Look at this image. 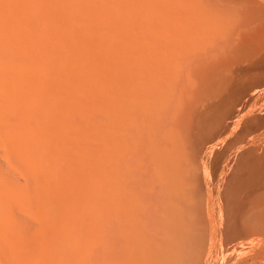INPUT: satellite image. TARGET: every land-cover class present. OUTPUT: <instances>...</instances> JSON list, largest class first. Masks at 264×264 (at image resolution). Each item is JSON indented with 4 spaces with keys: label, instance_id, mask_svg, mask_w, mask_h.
Segmentation results:
<instances>
[{
    "label": "rangeland",
    "instance_id": "1",
    "mask_svg": "<svg viewBox=\"0 0 264 264\" xmlns=\"http://www.w3.org/2000/svg\"><path fill=\"white\" fill-rule=\"evenodd\" d=\"M4 1L6 3L11 0ZM102 1L103 5L100 7L107 9V12L105 10L102 12L106 13L104 16L108 19L107 22L105 18L103 19L104 24L101 27L104 28L106 25L104 30L108 28L110 32L108 30L105 32L108 35L111 33L109 39L106 37L107 34L106 38L102 37L105 32L99 38L96 36V39L95 34L100 36V32L94 33V26L89 21L93 8L99 7L97 0H43V3L38 5L40 10L37 15L34 13L35 16L33 14L34 17H30L34 19L31 20L33 28L22 27L33 34L31 37L27 36L29 33L22 30V37L27 36L25 39L29 37V41L20 40L22 44L13 42L14 54L17 55L18 52L17 57L22 58L21 63L30 64V69L34 68L32 64L37 65L35 62L31 63L32 59L37 62L40 60L38 65L41 67L43 64V67H35L41 70L45 68L41 71L42 74L46 72L47 62L50 61L47 66L53 65L50 68L52 71L48 70L51 71V75L48 73V77L51 78L49 83H52L48 84L46 78L42 79L45 74L43 73L39 77L41 82L43 80L46 83L38 82L40 86L36 84L39 73L35 68L36 70L32 69L31 72L34 70L33 73L37 77L31 73L30 75L34 77L29 78H36V83L33 79L29 85L26 81L32 79L24 78L22 81L25 83L22 86L21 84L16 85L15 88L3 86V90L6 88V91L1 90L2 85H0V92L2 91L3 94H0L2 96L0 99L4 101L0 100V166H3V169L0 167V178H2L1 182H6L3 184L0 182V206L4 207V209L0 207V210L6 215L13 207V212L18 213L17 215L23 212L24 214L21 213L19 216L24 215V218L27 214L44 217L46 214L58 213L57 216L55 215L53 233L52 230L41 229L38 224L33 225L37 229L35 231L32 228L30 239L37 250L39 264L45 262L52 264L46 258L52 259L56 256L57 259V255L63 256L58 260L64 258L65 261L67 256L68 263L65 264H138L136 259L143 253L149 258L148 264H264V51L253 52L246 48H238V50L235 48V44L240 41L239 30H245L250 26V21H257L259 17V20L264 22V18L261 17L264 13L260 11L264 9L262 3L264 0H255L259 3L254 0H164L163 10L161 7L156 8L157 10L153 6L150 7L156 10L155 15L160 16L159 14H162L160 12H163L167 61L164 66L150 64L149 67L142 66L143 62L140 61L156 57V48L138 53L130 51L131 45L126 49V43L130 42L131 38L125 41L126 38L119 32L121 22L117 18V13H114L116 0ZM141 6L136 5L133 8V23L135 29L138 27L143 31L148 25L147 15L150 14L149 6L147 8ZM242 7H244L243 12ZM59 10H61L60 17L56 14ZM143 10L148 11L146 13ZM174 10L178 12L175 13ZM5 11L6 9H4V31L11 27ZM62 11H69L67 22L61 18ZM259 11L263 14L261 15ZM251 14H253L252 18ZM254 14L258 17L255 18ZM33 23L37 27L33 26ZM102 23L100 22V25ZM57 25L68 27L70 29L68 32L71 31L69 35L73 38L70 36L67 39L64 37V40L61 39L62 37L56 38L57 42L61 41L59 44L62 46L58 44L60 47L56 48L53 43L52 45L55 46L51 50L49 48L52 45H50L47 50H51V55L45 47L50 41L49 28H55ZM236 25L239 27L237 28ZM126 26L127 30L131 28ZM114 31H118L119 35ZM232 33L237 34L235 36ZM91 37L93 39H90ZM122 37L124 40H121ZM23 42L24 44L26 42L27 48ZM28 43L31 45L28 46ZM17 46L24 48L25 53L23 49L19 51ZM33 48L35 53H39V50L47 52L43 55L42 52L36 54L41 56L43 61L41 57L36 59L33 55L34 51L30 52ZM12 50L11 53L14 52ZM76 50L79 52L77 53ZM65 51L70 58L76 53L77 58L79 57L76 63L75 55V58L73 56V59L69 60V64L63 63L68 62L69 59L66 60L67 56L63 54ZM55 52L59 54L62 62H59L61 59L57 58ZM27 53H31L32 59L30 55L27 58ZM14 54H11L12 58L18 61L20 58H16V55L14 57ZM178 58L180 59L177 60ZM57 61L61 64V69H57L59 66ZM193 64L195 65L192 66ZM77 65L79 67H76ZM65 68L66 76L63 74ZM60 70H62L61 75L58 72ZM52 73L56 75L54 80ZM46 76L47 74L44 77ZM68 76L69 81L66 80ZM56 77L60 81H57ZM66 81L68 83H65ZM35 84L42 90L39 88V91L36 90ZM67 84L73 86L69 88L75 95H78L75 93L78 87L82 88L86 85V88L93 86L90 90L97 88L94 91L89 90L92 95L86 92L85 96L84 94L75 96L76 98L71 101V90L69 88L67 90ZM31 87L40 93L45 90L44 95L57 93L58 90V93L65 92L64 94L70 97L64 95L65 99H61L62 93L57 94L60 98L53 93L56 95L54 97L51 93L52 96L48 97L47 94L45 99L44 95L39 94V101H34L36 105L40 102V107L45 104L41 105V101L49 102L42 106L43 108L47 106V110L39 108V111L42 109L39 114L34 107L35 104L32 103L33 100H30L37 95V92L33 94L35 90L33 91ZM75 87L77 89H73ZM12 89L17 90V93L26 91L25 93L29 95L23 93L22 96L17 95ZM19 89L24 90L19 91ZM112 90L118 92L119 96L111 97L109 92ZM141 91H145L146 94L139 95ZM8 92L10 94L14 92L19 99L13 93L11 97ZM127 92L134 93L133 99L124 95ZM4 94H7L8 98ZM20 96L21 98L26 96L25 99L30 96V104L24 98L19 101ZM53 97L62 100L60 102L56 99L55 104L57 106L59 103V108L58 106L54 108ZM33 110L39 115L35 117L39 118L37 122ZM44 111L45 113L41 115ZM45 114L47 119L53 114L57 121L53 115L51 119L52 121L54 119L55 124L66 121L61 124L67 123L65 125H69L68 128L74 131H69L66 136L64 134L57 137L59 135L54 134L57 138L53 137L50 129L56 125L47 128L52 122H48L51 121V116L48 121L43 118ZM32 115L35 122L31 118ZM29 118L34 125L28 124ZM42 119H45L48 125L44 120L41 122ZM60 122L57 126L61 125ZM39 123H43L40 124L43 127L39 126ZM128 127L130 130L127 132ZM50 135H53V138ZM34 138L39 141L36 142ZM106 138L117 143L108 145ZM60 142L66 144L67 148L64 145L59 146ZM113 147L116 150L112 149ZM34 152L36 156L33 155ZM117 155L123 157V161L117 159ZM34 156L36 159H33ZM124 156L130 157L129 161L127 157L125 160ZM48 173L51 175L48 176ZM112 180L121 183L118 185L120 186L119 190L117 188L118 191L114 189L115 187H110ZM113 190L115 193L112 192ZM37 198H43L39 200V206ZM80 198L81 203L78 202L81 201ZM21 199L25 202L24 207L20 202ZM17 202L20 203L19 206ZM11 203H13L12 207H10ZM110 205L122 208L120 220L118 217L113 218H116V221L110 220L112 217L108 218V215L103 213L107 212L105 209ZM17 207H21V212ZM16 208L19 212H16ZM11 214L4 217V220H10ZM26 219L21 223L30 225L32 221ZM50 233L52 236L57 234L55 241L59 240V242L54 244L57 248L53 245L55 241L51 245ZM10 263V255L4 253L0 264Z\"/></svg>",
    "mask_w": 264,
    "mask_h": 264
},
{
    "label": "bare ground",
    "instance_id": "2",
    "mask_svg": "<svg viewBox=\"0 0 264 264\" xmlns=\"http://www.w3.org/2000/svg\"><path fill=\"white\" fill-rule=\"evenodd\" d=\"M10 1V0H9ZM65 1V0H64ZM92 1V0H91ZM102 1V0H101ZM100 1V2H101ZM107 1V0H106ZM242 1V0H241ZM246 1V0H245ZM250 1V0H249ZM248 1V2H249ZM11 2V3H10ZM10 2H6L5 3V1L4 0H0V52H1V54H0V85H2V88H1V90H3V88L5 87V86H7V87H9V86H11V88H12V86H14V88H15V86L16 85H20L21 84V86H22V84L24 85V83H23V79L25 78H29L30 76H33L34 75V73L33 72H35L34 70H33V72H31V70L32 69H35L37 66H38V68H41V67H43V64H41V67H39L40 65H38V62L40 61V60H38V62L37 61H35V60H33L32 58H31V53H27V58L29 57L28 55H30V58L32 59V61H31V63L33 62H35V63H37V65L35 64V65H33L32 64V67L34 66V68H32V69H30V64H28V65H26V62L23 64V63H21L22 61V58H20V57H17L18 55H19V53L18 52H16L17 53V55L16 54H14L15 53V50L12 48L13 47V42L15 41V42H17L18 44L20 43V44H22L21 42L22 41H20V40H26V42H28L29 41V37L27 38V39H25V37H27V36H29L30 35V37L33 35H31L28 31H26L27 30V28H23L22 29V27H28V28H33L32 26H31V20L33 21L34 19H31L30 17H34L35 16V14L34 13H36V15H37V13L39 12V10H40V7L38 8V5L39 4H41V3H43V0H11ZM76 2V1H75ZM100 2L97 0V3L99 4V7H97V8H93V10H92V16H91V18H90V22L92 23L91 25H93L94 26V30L93 29H91V30H93V32L94 33H98V31L100 32V36H98L97 34H95V37L97 36L98 38L99 37H101V35L105 32V31H107L108 30V28H107V30H104V28H106L105 26H104V28L103 27H101V26H103V24L104 23H102L103 22V19L105 18V17H107V16H104L106 13H104V11L102 12V10H107L106 8L104 9H101V7H102V3H103V1L101 2V4H100ZM163 2H164V0H116V7H115V9L117 10V12H116V10H114L115 12L114 13H117V15H118V17L117 18H119V21L121 22V24H120V26H119V32H120V34H121V36H123L124 38H126V40L125 41H129V40H127V38L128 39H130L131 41L130 42H127L126 43V49L128 48V46L130 47V45H131V47L129 48L130 49V51L132 52V53H138V52H148V51H151L152 49H154V48H156V50H157V55H156V57H152V58H150V59H147V60H142V61H140V62H143L142 64V66H145V67H149L150 66V64L152 65V64H154V65H156V64H158V66L159 65H161V66H164L165 64H166V56H165V48H166V45H165V42H166V40H165V31H164V26H163V24H164V16L162 15L163 14V12L161 11L160 13H162V14H159L160 16H158V15H155L156 14V8H160L161 7V10H163L162 9V4H163ZM248 2H246V3H248ZM254 2H257V3H259L258 1H255L254 0ZM253 2V3H254ZM261 2V1H260ZM69 3H71V2H69ZM74 3V2H73ZM73 3H71V4H73ZM232 3V2H231ZM243 3H244V1H243ZM250 3V2H249ZM252 3V4H253ZM262 3H264V1L262 2ZM235 4V3H234ZM66 5V4H65ZM64 5V6H65ZM76 5H77V3H76ZM100 5H101V7H100ZM136 5H142L141 7L142 8H144L145 6V8H147V6H149V11L148 10H143L144 12H146L147 13V11L149 12V14L151 15H147V18H149L148 19V25H147V27H145L144 28V30L142 31L141 29L142 28H138L137 27V29H135V27H134V20H133V8L136 6ZM157 5H159V7H156ZM236 5V4H235ZM241 6L242 5H244V4H240ZM256 5V4H255ZM264 5V4H263ZM262 5V6H263ZM43 6H44V4H43ZM61 7H63L62 5H60ZM59 6V7H60ZM67 6H69V5H67ZM73 6V5H72ZM75 6V5H74ZM78 6V5H77ZM79 6H81L80 4H79ZM152 6L153 7H155V9H154V11H153V9H151L152 8ZM245 6V5H244ZM259 8L261 9L262 7H261V5L259 4ZM58 7V8H59ZM151 7V8H150ZM247 7V6H246ZM251 8V6H248V8ZM257 7H258V4H257ZM67 8H69V7H67ZM71 8V7H70ZM73 8V7H72ZM71 8V9H72ZM237 8V7H236ZM239 8V7H238ZM243 8L244 7H242V12H243ZM252 8H253V6H252ZM256 8V7H255ZM255 8H254V10H255ZM4 9H6V11H5V13L7 14V15H5L6 16V18L8 19V21H10L11 22V27H10V29H8V30H6V31H4ZM62 9V8H61ZM64 9V8H63ZM62 9V10H63ZM75 9V8H74ZM76 9H77V7H76ZM228 9H230V8H228ZM246 9V8H245ZM244 9V10H245ZM259 9V10H260ZM67 10V9H66ZM248 10H250V9H248ZM256 10H258V8L256 9ZM264 10V9H263ZM263 10H260V11H262L263 13H264V11ZM77 11V10H76ZM91 11V10H90ZM150 11H152L153 13H150ZM175 11V10H174ZM173 11V12H174ZM240 11V12H241ZM259 11V12H260ZM42 12V11H41ZM57 12V11H56ZM59 12H61V10H59L58 11V13H56L57 14V16L58 17H60V15H59ZM63 12V14H62V16H61V18L62 19H65V21L66 20H69V18H67V13L69 14V11H62ZM72 12V11H71ZM107 12V11H106ZM159 12V11H158ZM178 11L176 10L175 11V13H177ZM234 12V11H233ZM250 12V11H249ZM255 12V11H254ZM253 12V13H254ZM103 13V14H102ZM245 13V12H244ZM252 13V12H251ZM261 13V12H260ZM259 13V14H260ZM263 13H261V15L263 14ZM33 14H34V16H33ZM246 14H247V12H246ZM256 14V13H255ZM254 14V15H255ZM32 15V16H31ZM88 16H89V14H87ZM100 15V16H99ZM103 15V16H102ZM163 17H162V16ZM184 16H185V14H183ZM241 15V14H240ZM252 15L253 14H251V18H252ZM148 16H150V17H148ZM172 16V15H171ZM243 16V15H242ZM248 16H250L249 14H248ZM42 17V16H41ZM101 17H102V19H101ZM182 17V16H181ZM256 17H258V15L256 16L255 15V18ZM262 18H264V16H261ZM30 18V19H29ZM87 18V17H86ZM247 18V17H246ZM251 18H249V19H251ZM41 19V18H40ZM39 19V20H40ZM85 19V18H84ZM107 19L108 18H105L104 20H106V22H107ZM248 19V20H249ZM258 19V18H257ZM259 19H260V17H259ZM258 19V20H259ZM88 20H86V21H88ZM100 20H102V21H100ZM133 20V21H132ZM243 20V19H242ZM255 21V20H253V22H249V25L250 26H248L245 30H243V31H238V34L240 35V36H238L239 37V40L240 41H238L237 42V44H235L236 45V49L238 50V48H243V49H245L246 48V50H250V51H264V22H262V21ZM86 21L84 22V23H86ZM244 21V20H243ZM264 21V20H263ZM42 22V21H41ZM67 22V21H66ZM83 22V21H82ZM100 22L102 23V25H100ZM105 22V23H106ZM167 22V21H166ZM171 22V21H170ZM239 22H241V20L239 21ZM248 22V21H247ZM35 23V22H34ZM34 23H33V26H35L34 25ZM129 25V27H131V28H129V27H127L126 25ZM132 24H133V29H132ZM233 24V23H232ZM244 24H246V23H244ZM244 24H242L243 26H244ZM39 25V24H38ZM61 25V24H60ZM81 25V24H80ZM131 25V26H130ZM248 25V24H247ZM49 26V25H48ZM92 26V27H93ZM125 26L127 27V28H129L128 30L127 29H125ZM232 26V25H231ZM238 25H236V27H237ZM242 26V27H243ZM35 27H37V26H35ZM45 27V26H44ZM239 27V26H238ZM237 27V28H238ZM24 29H26V30H24ZM30 29V30H31ZM35 29V28H34ZM33 29V30H34ZM49 29H51L50 30V34H51V36H48V38H49V44H47L46 45V47H45V49L47 50V48L50 46V45H52L53 43L56 45H52V46H50V48L49 49H51L53 46H55L56 48L57 47H60L59 45H61V44H59V42L61 43V41H59V39L61 38L62 40H64V37H66L65 39H67V38H69L68 36H70L69 34H70V32H68L70 29L68 28V27H63V25L62 26H56L55 28L54 27H50ZM112 29V28H111ZM139 29V30H138ZM233 29H235V28H233ZM244 29V28H243ZM22 30H24L23 32H25L26 31V33L28 34L27 36H25L24 38L22 37ZM40 30V29H39ZM48 30V29H47ZM79 30V29H78ZM44 31V30H43ZM109 31V30H108ZM107 31V32H108ZM118 31H114L115 33L117 32V34L119 35V32ZM233 31V30H232ZM236 31V32H237ZM89 32H90V30H89ZM88 32V33H89ZM92 32V33H93ZM102 32V33H101ZM107 32H105L104 33V36H102L103 38L105 37V35L107 34ZM110 32V31H109ZM112 32V31H111ZM235 32V31H234ZM36 33V32H35ZM47 34H49L48 32H46ZM54 33H55V36H54ZM73 34V33H72ZM71 34V35H72ZM91 34V33H90ZM89 34V35H90ZM111 34V33H110ZM109 34V35H110ZM113 34V33H112ZM116 34V35H117ZM233 35H235V34H237V33H232ZM23 35H25L24 33H23ZM75 35V34H74ZM89 35H88V37H89ZM109 35L107 34V39H109V38H111V37H109ZM117 35V38L119 39V36ZM40 36V35H39ZM86 36H87V34H86ZM229 36H231V35H229ZM236 36V35H235ZM70 37H72V36H70ZM97 37H96V39H97ZM105 37V38H106ZM109 37V38H108ZM112 37H115V36H112ZM122 37V39L121 40H124V38ZM234 37V36H233ZM237 37V38H238ZM20 38H22V39H20ZM41 38V37H40ZM56 38H59L58 39V41L59 42H57L56 41ZM73 38V37H72ZM87 38V37H86ZM232 38V37H231ZM236 38V37H235ZM55 39V40H54ZM90 39H93V37H91ZM117 39V40H118ZM23 40V41H24ZM31 40V39H30ZM71 40H73V39H71ZM94 40H95V38H94ZM112 40V39H111ZM110 40V41H111ZM52 41V42H51ZM55 41V42H54ZM70 41V40H69ZM229 41V40H228ZM232 41V40H231ZM26 42H25V44H24V42H23V44L26 46L27 44H26ZM37 42V41H36ZM57 42V43H56ZM116 42V41H115ZM118 42V41H117ZM233 42L235 43V41L233 40ZM232 42V43H233ZM16 43V45H18ZM31 43H33V42H31ZM47 43V42H46ZM46 43H44V44H46ZM119 43H120V39H119ZM124 44H125V42H123ZM131 43V44H130ZM29 44V43H28ZM34 44V43H33ZM38 44V43H37ZM37 44H35V45H37ZM59 44V45H58ZM129 44V45H128ZM15 45V44H14ZM31 44H29L28 46H30ZM121 45H122V42H121ZM20 46V45H19ZM19 46H17L18 47V49H19V51L20 50H24V48H22L21 49V47L19 48ZM34 46V45H33ZM32 46V47H33ZM62 46V45H61ZM123 46H125V45H123ZM169 46V45H168ZM24 47V46H23ZM171 47V46H170ZM234 47V46H233ZM232 47V48H233ZM26 48H27V46H26ZM13 49V50H12ZM16 49V48H15ZM35 49H37L36 47H35ZM39 49L41 50V47H39ZM38 49V50H39ZM11 50L12 51H14V52H12L11 53ZM39 50V53L40 52H42V51H40ZM42 50H44V48L42 49ZM52 50V49H51ZM51 50H47L48 52L50 51V54L52 53L51 52ZM95 50V49H94ZM97 50V49H96ZM95 50V51H96ZM240 50V49H239ZM32 51H34V48H33V50H31L30 52H32ZM37 51V50H36ZM54 51V50H53ZM56 51H57V49H56ZM22 53H23V51H21ZM29 52V51H28ZM44 52H45V50H44ZM44 52H42V55H43V53ZM59 52V51H58ZM76 52L78 53L79 51H77L76 50ZM128 52V51H127ZM24 53H25V50H24ZM33 53V52H32ZM34 53H35V51H34ZM33 53V55H35V57H36V59L37 58H39V57H41V56H38V55H36V54H39L38 52L37 53H35L34 54ZM47 52H45V54H46ZM57 52H55V54H56ZM60 53V55H61V52H59ZM72 54H73V51L71 52ZM91 53V52H90ZM98 53V52H97ZM256 53V52H255ZM11 54H14L13 56L15 57V55H16V58H20L18 61L17 60H15V59H13L12 58V55ZM50 54H49V56H50ZM63 54H65V56H67L66 55V51L65 52H63ZM185 54V53H184ZM25 55V54H24ZM32 55V57H34ZM52 55V54H51ZM56 55H58V57L57 58H59V59H61L60 57H59V54L57 53ZM71 55V54H70ZM74 55L76 56V53H74ZM74 55H72L71 56V58L74 56ZM91 55V54H90ZM20 56H21V54H20ZM48 56V55H47ZM62 56V55H61ZM75 56H74V58H75ZM194 56V55H193ZM55 56H54V58H56ZM44 58V57H43ZM47 58V57H46ZM67 58H69L68 59V62H63V63H70L69 62V60L71 59L70 58V56L68 57H66V60H67ZM79 58V57H78ZM77 56H76V59H75V63H76V61H77ZM184 58V57H183ZM194 58V57H193ZM24 59H26V56L24 57ZM35 59V58H34ZM41 59H42V57H41ZM73 59V58H72ZM71 59V60H72ZM180 58H178L177 60H179ZM188 59V58H187ZM44 59H42V61H43ZM47 60V59H46ZM50 60V59H49ZM52 60H54V59H52ZM51 60V61H52ZM58 60V59H57ZM94 60H95V58H94ZM191 60V59H190ZM24 61V60H23ZM30 61L28 62V63H30ZM48 61V60H47ZM64 61V60H63ZM182 61V60H181ZM185 61H187V60H185ZM192 61V60H191ZM191 61H189V62H191ZM49 62L50 61H48L47 63L49 64ZM54 61H52V63H53ZM58 62V61H57ZM59 62H62V59H61V61L59 60ZM59 62H58V64H59ZM72 62V61H71ZM79 62V61H78ZM77 62V63H78ZM83 61H81V63H82ZM172 62V61H171ZM189 62H186V64L187 63H189ZM198 62H199V60H198ZM41 63V62H40ZM46 63V62H45ZM51 63V64H52ZM55 63V62H54ZM62 63V64H63ZM73 63V62H72ZM100 63H103V62H100ZM99 63V64H100ZM178 63H179V61H178ZM181 64H185V63H182V62H180ZM197 63V62H196ZM195 63V64H196ZM47 64V65H48ZM67 64V65H68ZM74 64V63H73ZM95 64V63H94ZM169 64V63H168ZM174 64V63H173ZM195 64H193L192 66H194ZM198 64V63H197ZM45 65V64H44ZM46 65V67H48V68H46L47 70H46V72L51 68V67H53V65L52 66H47ZM61 64H59V66L57 67V69H61V66H60ZM98 65V64H97ZM36 66V67H35ZM69 66V65H68ZM72 65H70L69 67H71ZM80 66H82V65H80ZM96 66V65H95ZM99 66V65H98ZM180 66V65H179ZM62 67H63V65H62ZM66 67V66H65ZM75 68V66H72L71 68ZM76 67H79V65H77ZM173 67V66H172ZM73 68V69H74ZM81 68V67H80ZM37 69V68H36ZM35 69V70H36ZM45 68H42V70H44ZM53 69V68H52ZM64 69V68H63ZM41 69H37V73H39V74H37L38 75V77L36 76V75H34V76H36L37 78H39V79H36V82H35V79L34 78H29V79H32V80H28V81H26V80H24V81H26L27 83H29V85H30V82L31 81H33V79H34V82L36 83V84H38L39 85V83L38 82H40V83H42V84H44V83H48V84H51V83H49L51 80V78H50V76L48 77V73H50L49 71L46 73L45 71L43 72V73H45L44 74V76L47 74V76L46 77H44L43 76V80H45L44 78H46V82H44L43 80H42V82H41V80H40V75H42V74H40L41 73V71H42ZM78 70V69H77ZM80 70V69H79ZM88 70V69H87ZM113 70H114V68H113ZM38 71H40V72H38ZM61 71V72H60ZM60 71H58L59 73H60V75H61V73H62V70H60ZM68 71V70H67ZM71 71V70H70ZM66 72V68H65V71L63 70V74ZM73 72V71H72ZM79 72V71H78ZM85 72V71H84ZM88 72H89V70H88ZM93 72V71H92ZM31 73H33V75H30ZM76 73V72H75ZM93 73H95V72H93ZM54 74L55 73H52V76H54ZM57 74V76H58V73H56ZM67 74H68V72H67ZM50 75H51V73H50ZM65 76H66V74H64ZM76 75H77V73H76ZM33 76V77H34ZM40 76V77H39ZM56 76V75H55ZM55 76H54V78H52L53 80L55 79ZM64 76V77H65ZM73 76V75H72ZM71 76V77H72ZM63 77V76H62ZM47 78H49V80H47ZM57 78V81L59 80L60 81V79H58V77H56ZM59 78H61V77H59ZM73 78V77H72ZM62 79V78H61ZM64 79V78H63ZM69 79V76H68V78H66V80H68ZM37 80H39V81H37ZM52 80V81H53ZM62 81H64V80H62ZM69 81V80H68ZM21 82V83H20ZM54 82V81H53ZM76 82V81H75ZM26 83V84H27ZM55 83V82H54ZM65 83H68L67 81L65 82ZM73 83V82H72ZM78 83V82H77ZM84 83V82H83ZM36 84L34 85V86H36ZM58 83H56V85H57ZM69 84H71V83H69ZM79 84V83H78ZM87 84V83H86ZM38 85L36 86V90H38L39 91V89H41L42 90V88H39L38 87ZM55 85V84H54ZM53 85V86H54ZM64 85V84H63ZM63 85H61V86H63ZM90 84H88V86H89ZM91 85H92V83H91ZM4 86V87H3ZM21 86H20V88H21ZM33 86V85H32ZM40 86V85H39ZM42 86V85H41ZM58 86V85H57ZM67 86H68V84H67ZM77 86V85H76ZM97 86V85H96ZM1 87V86H0ZM25 87H27L26 85H25ZM72 88L73 86L71 85V86H68L67 87V90H68V88ZM91 87V86H90ZM90 87H87L86 88V85L85 86H83L82 88L81 87H78V89L75 87V88H73V89H77L76 91L75 90H73V92L75 91V93H77L78 95H82V94H84V96H85V93L86 92H89V90L90 89H93L92 87L90 88ZM95 87V86H94ZM32 88V87H31ZM34 88V87H33ZM32 88V89H33ZM39 88V89H38ZM54 88H55V86H54ZM65 88V87H64ZM69 88V89H70ZM97 87H95V89H96ZM8 89V88H7ZM35 89H33V91L35 90ZM94 89V90H95ZM13 90V89H12ZM11 90V91H12ZM22 90H24V89H19V91H22ZM27 90V89H26ZM28 90H30V88H28ZM34 91V93L33 94H36V92H37V95H35V97H37V99L34 97V96H32V97H34V98H32V99H30V96L29 97H27V99H25L24 97H26V96H24V97H22L21 98V96L24 94H28L29 95V93H23V92H21V93H23V94H21L20 92H18L17 93V90L15 91V90H13V91H15V94H17V95H19V94H21V96H20V100L19 101H21L23 98H24V100H28V102H29V104H30V100H33V105L35 104L34 103V101L36 102V101H39L38 99L40 98H38V96H39V94L41 95H44V91L45 90H43V92H38V91ZM40 90V91H41ZM71 90V95H72V99H71V101L74 99V98H76V97H78V95H75V94H72V89H70ZM94 90H90V91H94ZM149 90V89H148ZM3 91H6V88L3 90ZM8 91V90H7ZM64 91H66V89L64 90ZM150 91V90H149ZM28 92V91H27ZM9 93V92H8ZM12 93H13V95L14 96H16L18 99H19V97L17 96V95H15L14 94V92H11V94H10V96L12 95ZM46 93V92H45ZM52 93V92H51ZM51 93H46L45 95H44V98L46 97V95L47 94H51ZM54 93V92H53ZM52 93V95L54 96V97H56V95L58 94V95H60L59 93H62V92H60L59 91V93H58V90H57V93H54V94H56V95H54ZM65 92H63L62 94H63V96L65 95V96H67V98H69L70 96L69 95H66V94H64ZM67 93V92H66ZM79 93H81V94H79ZM149 93H151V92H149ZM0 94H2V91L0 92ZM8 94V95H9ZM31 94V93H30ZM62 94L60 95L61 96V99L63 98V99H65V96L63 97L62 96ZM67 94H69V93H67ZM88 94V93H87ZM86 94V95H87ZM89 94H93L92 92H89ZM94 94H96V93H94ZM97 94H98V92H97ZM139 95H145L146 94V92L145 91H141L140 93H138ZM3 95V94H2ZM12 95V96H13ZM41 95V96H42ZM48 95V97H51L52 95H50L49 96ZM57 95V97H59ZM73 95H74V97H73ZM109 95L111 96V97H115V96H119V94H118V92H116L115 90H112V91H110L109 92ZM126 97H129L130 99H133V97H134V93H132V92H127V93H125L124 94ZM1 96V95H0ZM4 96H6V98H8V96H7V94H4ZM11 96V97H12ZM76 96V97H75ZM96 96V95H95ZM2 97V96H1ZM10 97V98H11ZM53 97V100L55 99ZM87 97V96H86ZM42 98V97H41ZM47 98V97H46ZM45 98V99H46ZM60 98V97H59ZM59 98H56V99H59ZM149 98V97H148ZM15 99V98H14ZM30 99V100H29ZM34 99H36V100H34ZM50 99V98H49ZM56 99H55V101L54 102H52V103H56ZM61 99H59L60 100V102L62 101ZM1 100V99H0ZM17 100V99H16ZM15 100V101H16ZM42 100V99H41ZM40 100V101H41ZM52 100V101H53ZM2 101V100H1ZM18 100H17V102H19ZM44 101H46V100H44ZM47 101H50V100H48L47 99ZM75 101V100H74ZM105 101V100H104ZM2 102H4V101H2ZM51 102V101H50ZM58 102V101H57ZM70 102V101H69ZM69 102H67V103H69ZM42 103H45V104H43V105H46V104H48V103H46V102H42L41 101V105H42ZM62 103H64V101L62 102ZM126 103V102H125ZM3 104V103H2ZM28 104V105H29ZM37 104H39L40 105V102H37ZM59 103H57V106H58V108H59V106L60 105H58ZM1 105V104H0ZM26 105V104H25ZM33 105L31 104V106L33 107ZM39 105H36L35 104V108L37 109V111H39V108H42V109H46L47 110V106H45L44 108L42 107V106H40L39 107ZM61 105H63V104H61ZM69 105V104H68ZM83 105V104H82ZM130 105V104H129ZM37 106H38V108H37ZM56 106V104L54 105V108L55 107H57ZM126 106V105H125ZM30 107V106H29ZM28 107V108H29ZM34 107L32 108V109H34ZM127 107H129V106H127ZM2 108V107H1ZM9 108V107H8ZM8 108H6V109H8ZM21 108V107H20ZM81 108V107H80ZM141 108V107H140ZM35 109V110H36ZM41 109V110H42ZM44 109V110H45ZM130 109H131V107H130ZM3 110H4V108H3ZM22 110V109H21ZM29 110H31V108L29 109ZM40 110V111H41ZM48 110H49V108H48ZM59 110V109H58ZM61 110V109H60ZM80 110V109H79ZM7 111V110H6ZM6 111H3V112H6ZM40 111H39V114H40ZM51 111V110H50ZM62 111V110H61ZM80 111H82V110H80ZM129 111V110H128ZM139 111V110H138ZM1 112V111H0ZM19 112V111H18ZM33 115H34V118L36 117H39V115H37L36 114V112L33 110ZM48 112V111H47ZM47 112H46V114H47ZM32 113V112H31ZM38 113V112H37ZM45 113V111L42 113L41 112V115H43ZM63 114H64V112H62ZM85 113V112H84ZM125 113V112H124ZM128 113H130V111L128 112ZM2 114V113H1ZM10 114V113H9ZM46 114L44 115V117L43 118H45L46 117ZM98 114V113H97ZM6 115V114H5ZM12 115V114H11ZM17 115V114H16ZM26 115H28V114H26ZM33 115H32V117L31 116H29V117H31L32 118V120L34 121V118H33ZM51 115H53V114H51ZM50 115V116H51ZM101 115H103V117H104V114L102 113ZM106 115V114H105ZM49 116V117H50ZM25 118H27L26 116H24ZM42 117V116H41ZM40 117V118H41ZM49 117H48V119L47 118H45L47 121L48 120H50L51 118H52V116L50 117V119H49ZM53 117H54V119H55V116L53 115ZM93 117V116H92ZM102 117V118H103ZM2 118H3V116H2ZM31 118H29V120H28V124H30V125H34V124H31V122H32V120H30ZM35 118V120H36V122L38 121V119H36ZM105 118V117H104ZM45 119H42L41 120V122L44 120L45 121ZM54 119H53V121H54ZM23 120V119H22ZM56 120V119H55ZM78 120V119H77ZM105 120H106V118H105ZM122 120H124L123 118H122ZM29 121H30V123H29ZM53 121H52V119H51V121H48L49 123H51L52 122V125L51 124H49V126H47L48 124H47V122L45 121V124H47V125H45V126H47V128H52L54 125H56V126H54V128H52V129H50L51 130V132H52V134L54 135H59V136H57V137H60L61 135H64V136H66V134L67 133H69V131H71V130H73L71 127V129H69L68 128V126L69 125H65V124H67V123H63V124H61L62 122H66V121H62V122H60V124L61 125H59V126H57L58 124H59V122L57 123L56 121V123L57 124H55V123H53ZM101 121H103V120H101ZM132 121V120H131ZM130 121V122H131ZM35 122V121H34ZM33 122V123H34ZM106 122V121H105ZM108 122V121H107ZM26 123H27V121H26ZM25 123V124H26ZM44 123V122H43ZM43 123H39L38 125L39 126H42V125H40V124H43ZM54 124V125H53ZM69 124V123H68ZM109 124V123H108ZM128 124V123H127ZM37 125V126H38ZM102 125V124H101ZM29 126V125H28ZM52 126V127H51ZM73 126V125H72ZM110 126V125H109ZM1 127V126H0ZM36 127V126H35ZM43 127V126H42ZM30 128H32V127H30ZM34 128V127H33ZM32 128V129H33ZM37 128V127H36ZM128 130H130V128L128 127L127 128V132H128ZM132 130V129H131ZM74 131V130H73ZM72 131V132H73ZM133 131V130H132ZM132 131H129V132H131L132 133ZM134 132V131H133ZM4 133V132H3ZM127 133H125V135H126ZM52 135V136H53ZM53 136V137H55V138H57L56 136ZM68 135V134H67ZM71 135V134H70ZM125 135H124V137H125ZM51 136V135H50ZM51 136V137H52ZM132 136V135H131ZM130 136V137H131ZM52 137V138H53ZM104 137V136H103ZM107 137V136H106ZM128 137V136H127ZM64 138V137H63ZM129 138V137H128ZM127 138V139H128ZM36 138H34V140H35ZM38 139V138H37ZM31 140V139H30ZM36 142H38L39 141V139H38V141L37 140H35ZM106 141H107V144L108 145H111L112 143H117L116 141H114V140H111V139H109V138H106ZM133 141V140H132ZM33 142V141H32ZM59 142V141H58ZM66 142V141H65ZM70 142V141H69ZM120 142V141H119ZM28 143V142H27ZM30 143V142H29ZM61 144H59V146H62V145H64L66 148H67V146H66V144H68V145H70L69 143H67L66 142V144H62V142H60ZM122 143V142H121ZM22 144V143H21ZM37 144H39V143H37ZM32 145V144H31ZM53 145V144H52ZM112 145H114V144H112ZM26 146V145H25ZM37 146V145H36ZM42 145H41V143H40V147H41ZM58 146V148H60ZM63 146V147H64ZM27 147V146H26ZM29 147H31L30 145H29ZM28 147V148H29ZM37 147H39V145L37 146ZM45 147V146H44ZM32 148H33V146H32ZM31 148V149H32ZM36 148V147H35ZM50 148V147H49ZM58 148H57V150H58ZM65 148V149H66ZM39 149V148H38ZM45 149V148H44ZM50 149H53V148H50ZM112 149H115L114 147L112 148ZM60 150H61V148H60ZM116 150V149H115ZM64 151V149L62 150V152ZM27 152V151H26ZM31 153V152H30ZM33 153V152H32ZM41 153V152H40ZM53 153V152H52ZM58 153V155H59V151L57 152ZM129 153V152H128ZM127 153V154H128ZM36 154H37V152H36ZM66 154V153H65ZM132 154V153H131ZM33 155H35V152H34V154ZM45 156H46V154H44ZM124 155H126V154H124ZM36 156V155H35ZM35 156H34V158L33 159H36L35 158ZM54 156V154H52V157ZM42 157H44V156H42ZM41 157V158H42ZM125 157H127L128 158V156H124V158ZM40 158V157H39ZM54 158V157H53ZM115 158V157H114ZM116 158L118 159L119 158V160H122V158H121V156L120 155H117L116 156ZM55 159H57V157L55 158ZM129 159H130V157L128 158V161H129ZM1 160H2V158H1ZM38 160V159H37ZM118 160V161H119ZM125 160H126V158H125ZM125 160H124V162H125ZM40 161V160H39ZM63 161V160H62ZM123 161V160H122ZM122 161H120V162H122ZM127 161V162H128ZM131 161V160H130ZM38 162V161H37ZM49 162V161H48ZM47 162V163H48ZM52 163V162H51ZM51 163H50V165H51ZM64 163V162H63ZM62 163V164H63ZM113 163H115V161L113 162ZM126 163V162H125ZM54 164V163H53ZM130 164H132V163H130ZM113 165V164H112ZM111 165V166H112ZM53 166V165H52ZM55 166H57V165H55ZM2 169H3V166H0ZM45 167V166H44ZM43 167V168H44ZM48 167V166H47ZM51 167V166H50ZM108 167V166H107ZM25 168V167H24ZM49 168V167H48ZM47 169V168H46ZM61 169V168H60ZM10 170V169H9ZM54 170H56V169H54ZM1 171V170H0ZM131 171H132V169H131ZM53 172V171H52ZM3 173H4V171H3ZM41 173V172H40ZM57 174V173H56ZM42 176H43V174H41ZM48 176H50L51 175V173H50V175H49V173L47 174ZM68 175V174H67ZM1 176H3L2 174H1ZM41 176V177H42ZM56 176V175H55ZM21 177V176H20ZM40 177V178H41ZM45 177V176H44ZM57 177V176H56ZM119 177V176H118ZM128 177V176H127ZM45 178H48V177H45ZM44 178V179H45ZM62 178V177H61ZM120 178V177H119ZM43 179V180H44ZM53 179V178H52ZM1 180H2V178H0V182H1ZM11 180V179H10ZM7 181V180H6ZM39 181V180H38ZM49 181V180H48ZM82 181V180H81ZM45 182V181H44ZM69 182V181H68ZM2 184L3 183H6L5 181H2L1 182ZM0 183V184H1ZM7 183H9V182H7ZM26 183V182H25ZM50 183V182H49ZM85 183V182H84ZM10 184H11V182H10ZM13 184H15V183H13ZM23 184H24V182H23ZM42 184V183H41ZM119 184L121 185V183L119 182ZM118 184V181L116 182V180H112V184H111V186L110 187H115L114 189L115 190H117V188H118V190H119V187L120 186H118L119 185ZM21 185V184H20ZM31 184H29V186H30ZM34 185V184H33ZM32 185V186H33ZM37 185V184H36ZM44 185V184H43ZM129 185V184H128ZM1 186V185H0ZM5 186V185H4ZM15 186V185H14ZM17 186V185H16ZM22 186V185H21ZM24 186H25V184H24ZM31 186V187H32ZM49 186V185H48ZM40 187V186H39ZM129 187V186H128ZM131 187V186H130ZM1 188V187H0ZM14 188V187H13ZM2 189H3V187H2ZM22 189V188H21ZM104 189V188H103ZM18 190V189H17ZM117 190V191H118ZM28 191V190H27ZM32 192V191H31ZM113 193H115V191L113 190L112 191ZM23 193V192H22ZM26 193H30V192H26ZM33 193V192H32ZM36 193V192H35ZM40 193V192H39ZM38 193V194H39ZM125 194V193H124ZM1 195V194H0ZM28 195V194H27ZM36 195V194H35ZM29 196V195H28ZM39 196V195H38ZM37 196V197H38ZM43 196V195H42ZM128 196V195H127ZM27 197V196H26ZM32 197V196H31ZM36 197V196H35ZM75 197V196H74ZM130 196H128V198H129ZM81 198H83V197H81ZM81 198H80V200H81ZM113 198V197H112ZM127 198V199H128ZM131 198V197H130ZM129 198V199H130ZM4 199V198H3ZM20 199V198H19ZM24 200L26 199L25 197L23 198ZM31 199V198H30ZM34 199V198H33ZM32 199V200H33ZM38 199V198H37ZM40 199H43V198H39L38 199V206H39V200ZM14 200V199H13ZM24 200H23V202H22V199H21V203L23 204H21L22 205V207H24ZM28 200H29V198H28ZM28 200H26L27 202H29ZM131 200V199H130ZM17 201V200H16ZM19 201V200H18ZM74 202L76 201V199H74L73 200ZM52 202V201H51ZM57 202V201H56ZM78 202H82V200L81 201H79L78 200ZM3 203V202H2ZM33 203V202H32ZM43 203V202H42ZM50 203V202H49ZM48 203V204H49ZM53 203V202H52ZM14 204H15V202H14ZM17 204H18V206L20 205V203L19 202H17ZM34 204V203H33ZM43 204H45V203H43ZM42 204V206H44ZM51 204V203H50ZM57 204V203H56ZM86 204V203H85ZM1 205V204H0ZM12 205H13V203H11V206L10 207H12ZM26 205H28V204H26ZM40 205H41V203H40ZM46 205V204H45ZM72 205H74L75 206V203H73L72 202ZM41 206V207H42ZM0 207H2L1 209H4V207H3V205L2 206H0ZM79 207V206H78ZM108 207V206H107ZM13 208V207H12ZM12 208H10L8 211H9V214L10 213H12L11 215H10V217H9V219L10 220H8V221H6V220H4L5 218H6V216H7V214L8 213H6V215H5V213H3L2 212V210H0V259H2V258H4V253L5 254H9L10 255V258H11V263L10 264H39V261H38V256H37V250L35 249V247L33 246L34 244H32L31 243V234L33 233V229L32 228H34L35 229V231H36V227H34L33 225L35 224H38V226H40V227H42L41 229H47V230H52V228L54 227L53 225L55 224V219H56V217H55V215L57 216L58 215V213H56L55 214V212H53L52 210H50V211H52L53 213H51V212H49V213H51V215L49 214V215H47L46 214V216L44 215V217L42 216V217H40L39 215H37V216H39V217H37L36 215H34V214H27V211H25L26 213L25 214H27V216H25L27 219H29V222L30 221H32V223H30V225H25L24 223H21L24 219H26V218H24L23 216L24 215H21V216H19L21 213H23V212H21L20 210V208L21 207H17V208H19V211L21 212V213H19V215H17L18 213H14L13 212V210H12ZM16 208V209H17ZM26 209H28V207H25ZM24 208V209H25ZM34 208V207H33ZM45 208V207H44ZM23 209V208H22ZM57 209H58V207H57ZM122 209V208H121ZM121 209H119L117 206H112V205H110V207L109 208H107V209H105V210H107V212L105 211V212H103V213H105V214H107L108 215V218H109V216L110 217H112V218H110V220L111 219H113L114 217H120L121 215H122V212L121 211H123V210H121ZM124 209V208H123ZM42 210V209H41ZM53 210H54V208H53ZM90 210V209H89ZM7 211V212H8ZM12 211V212H11ZM18 211V209L16 210V212ZM18 211V212H19ZM28 211H30V210H28ZM49 211V210H48ZM54 211H56V209L54 210ZM125 211V210H124ZM145 211V210H144ZM40 212V211H39ZM57 212H59V214H60V211L59 210H57ZM29 213V212H28ZM31 213V212H30ZM33 213V212H32ZM80 213V212H79ZM89 213V212H88ZM9 214H8V216H9ZM24 214V213H23ZM5 215V216H4ZM53 215V216H52ZM104 215V214H103ZM7 216V217H8ZM5 217V218H4ZM54 217V218H53ZM117 218V219H118ZM27 219H26V221H27ZM101 219H103V216H102V218ZM106 219H107V217H106ZM58 220V219H57ZM116 221V218L115 219H113V221ZM119 220H120V218H119ZM107 221V220H106ZM28 222V223H29ZM56 222H58V221H56ZM106 223V222H105ZM105 223H103V224H105ZM108 223V222H107ZM110 223H112V222H110ZM116 223V222H115ZM32 224V225H31ZM113 224V223H112ZM57 226H58V224H56ZM55 225V226H56ZM59 226H60V224H59ZM105 226V225H104ZM115 226V225H114ZM113 227V226H112ZM147 227V226H146ZM58 228H60V227H58ZM58 228H56V230L58 229ZM111 228V227H110ZM109 228V229H110ZM44 229V230H45ZM113 229V228H112ZM56 230H54V231H56ZM146 230V229H145ZM111 231V230H110ZM117 231V230H116ZM49 232V231H48ZM83 232V231H82ZM52 233H53V230H52ZM77 233V232H76ZM114 233V232H113ZM147 234V233H146ZM34 235V234H33ZM55 235H57V234H54V236H52V234L50 233V236H49V240H50V242H51V245H52V242H54L55 241ZM60 235V234H59ZM64 236V235H63ZM63 236H62V238H63ZM114 236V235H113ZM134 236V235H133ZM141 237V236H140ZM59 238V237H58ZM114 238V237H113ZM129 238V237H128ZM133 239V238H132ZM43 240H45V239H43ZM42 240V241H43ZM56 240H57V238H56ZM64 240H66V238L64 239ZM112 241V240H111ZM58 242H59V240H58ZM58 242H56L55 241V243H53V245L54 244H58ZM63 242V241H62ZM110 242V241H109ZM38 243V242H37ZM36 243V244H37ZM42 243V242H41ZM135 243H136V241H135ZM62 244V243H61ZM40 245V244H39ZM48 245V244H47ZM105 245V244H104ZM110 245V244H109ZM44 246H46V243H45V245ZM43 246V247H44ZM108 246V245H107ZM52 247V246H51ZM50 247V248H51ZM54 247L55 248H57L55 245H54ZM70 247V246H69ZM48 248V247H47ZM49 248V249H50ZM55 248H53V249H55ZM43 249V248H42ZM49 249H47V250H49ZM57 250V249H56ZM146 252V251H145ZM46 253V252H45ZM47 254V253H46ZM57 254H59V253H57ZM62 254V253H61ZM52 255V254H51ZM50 255V256H51ZM65 255V254H64ZM52 256H54V255H52ZM58 256V258H62L63 256H61V257H59V255H57ZM58 258L56 259V256H55V258L53 257L52 259H49V258H46V259H48V261L50 262V263H52V264H57L58 262L60 263V264H65V262L66 261H68L67 260V256H66V261H65V259L63 258V259H60V260H58ZM104 258V257H103ZM148 259L149 258H147V254H145V253H143V254H141V256H139L138 257V259H136V262L138 263V264H148ZM46 263V262H45ZM45 263H43V264H45ZM66 263H68V262H66Z\"/></svg>",
    "mask_w": 264,
    "mask_h": 264
}]
</instances>
